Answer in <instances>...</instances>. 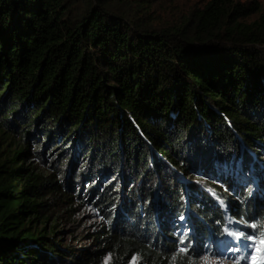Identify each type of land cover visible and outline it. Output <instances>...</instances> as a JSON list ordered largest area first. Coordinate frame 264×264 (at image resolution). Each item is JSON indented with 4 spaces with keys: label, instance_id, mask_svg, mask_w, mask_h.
Segmentation results:
<instances>
[{
    "label": "trees",
    "instance_id": "16d2710c",
    "mask_svg": "<svg viewBox=\"0 0 264 264\" xmlns=\"http://www.w3.org/2000/svg\"><path fill=\"white\" fill-rule=\"evenodd\" d=\"M165 7L0 0V264H202L225 227L264 237V13Z\"/></svg>",
    "mask_w": 264,
    "mask_h": 264
},
{
    "label": "snow or ice",
    "instance_id": "6c2138e0",
    "mask_svg": "<svg viewBox=\"0 0 264 264\" xmlns=\"http://www.w3.org/2000/svg\"><path fill=\"white\" fill-rule=\"evenodd\" d=\"M235 162L225 161L222 164L218 163V167L222 170L224 174L233 176L235 181L243 185L245 177L241 174V171L237 170L233 172V164ZM239 167V166H237ZM213 196H216V193H211ZM222 207H226L223 201H220ZM181 220L184 219L183 216L180 217ZM220 223L219 221L217 222ZM225 223L228 226H231L233 223H243V220H233L232 218H225ZM255 228V226H250ZM257 235L256 231H245L238 229L235 232L228 231V227H225L222 232L219 233L218 249L212 254H221L225 255L228 258L235 259L237 255L241 257V260H237V264H248V256L252 252V243L249 242L251 236ZM185 237H188L187 241ZM176 239L181 245V251L186 252L188 256L192 255V252L195 250V241L191 239L190 232H183L182 229H179L176 232ZM186 257L181 258V264H185Z\"/></svg>",
    "mask_w": 264,
    "mask_h": 264
},
{
    "label": "rangeland",
    "instance_id": "374dc122",
    "mask_svg": "<svg viewBox=\"0 0 264 264\" xmlns=\"http://www.w3.org/2000/svg\"><path fill=\"white\" fill-rule=\"evenodd\" d=\"M159 1L162 2V6L164 8H166L165 6L167 5L169 8H171L172 11L179 10L178 12L179 14L182 13L184 15H188L194 12L195 9H197L198 7H201L203 3H205L207 0H159ZM239 1L246 6L253 5L254 3H257L259 5V11L250 14L244 19V21L250 22L256 19L261 13H264V0H239ZM95 220L91 218L89 211L86 213L83 212V215L81 217V222L83 224V227L81 228L80 231H83L85 229L84 227L87 228V226L92 225L95 222ZM87 245H89V243ZM90 248H92V246H90ZM106 258H108V256ZM127 264H137V262L133 259ZM202 264H237V261L233 259H228L226 257L204 256L202 259Z\"/></svg>",
    "mask_w": 264,
    "mask_h": 264
}]
</instances>
